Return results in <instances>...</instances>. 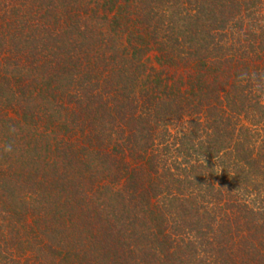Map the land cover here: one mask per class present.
I'll return each instance as SVG.
<instances>
[{"label": "trees", "instance_id": "1", "mask_svg": "<svg viewBox=\"0 0 264 264\" xmlns=\"http://www.w3.org/2000/svg\"><path fill=\"white\" fill-rule=\"evenodd\" d=\"M0 264H264V0H0Z\"/></svg>", "mask_w": 264, "mask_h": 264}]
</instances>
